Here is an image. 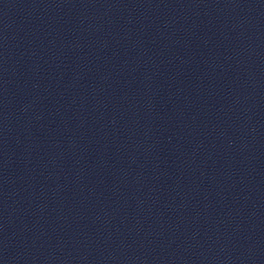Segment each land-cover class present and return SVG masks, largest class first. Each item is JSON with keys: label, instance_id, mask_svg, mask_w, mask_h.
Returning <instances> with one entry per match:
<instances>
[{"label": "water", "instance_id": "95a60500", "mask_svg": "<svg viewBox=\"0 0 264 264\" xmlns=\"http://www.w3.org/2000/svg\"><path fill=\"white\" fill-rule=\"evenodd\" d=\"M0 264H264V0H0Z\"/></svg>", "mask_w": 264, "mask_h": 264}]
</instances>
